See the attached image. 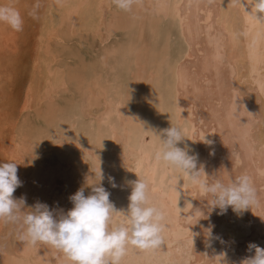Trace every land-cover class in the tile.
<instances>
[{"label": "bare ground", "instance_id": "6f19581e", "mask_svg": "<svg viewBox=\"0 0 264 264\" xmlns=\"http://www.w3.org/2000/svg\"><path fill=\"white\" fill-rule=\"evenodd\" d=\"M46 2V12L41 14L43 29L39 33V52L37 51L39 65L36 64L42 72L40 71V77L34 74L30 88L31 96H34L36 101L35 107L38 108L46 102H48V106L52 107L54 101L58 100L55 99L56 95L67 86V71L61 72L63 70L60 71V67L55 69L53 67L55 60L52 56L54 52L51 50V42L59 32V28L63 29L64 25L71 23L73 31L72 29L70 31L72 33L93 34L101 40L106 38L105 34L108 35V32L103 35V28L108 31L109 29L113 31L119 29L120 32V29L122 31L135 29L136 39H130L133 41L128 45L126 51L122 52V54L125 52L126 56L129 54L134 63L133 82L129 86V90L131 87L133 91H136V106L134 105L136 109L133 108L135 115H129L128 106L130 105H128L127 98H125L126 102L120 98L119 108H117V104L115 105L118 112L113 110V100L111 101L113 98L110 99L107 92L100 89L102 86L100 87L98 82L96 84L100 88L87 87L84 97L87 115H94L102 120L106 116L109 117L111 113L115 114L112 111L120 114L121 125L125 130L123 131L124 135L121 136L117 134L119 132H114L117 134L115 143L120 147L129 143V128L133 129L135 121H143L146 111L154 102V84L158 83L162 65L167 61L170 49V36L162 50L157 48V39L162 20L171 17L178 21V35L180 34L187 46L183 61H177L175 66L169 68V70L171 69L169 74L172 75L170 80L173 83L171 91L173 116L178 124L186 123V137H184L186 140L181 147L184 148L187 144L190 149L189 154L197 156V170L203 166L208 176L219 173L224 183H229L241 174L249 175L257 190L260 203L252 210L249 209L242 214L235 213L231 207L222 215L219 214L218 208L209 213L206 197L199 187L174 167L156 159V153L161 145L157 135L158 126L154 138L152 140L146 138L140 150L131 148L126 155H118L114 152L116 159L107 161L113 172L98 168L96 163V168L91 166V162L89 163L88 160L90 158L87 156H99H96L94 150H85L78 142L63 140L64 142L57 144L54 149L44 151V154L32 164L24 159L27 154L23 157L22 151L18 150L21 147L14 146L16 149L13 147V152H11L12 162L17 164V160H20L21 165L17 164V175L22 181V186L19 187V190L17 189L18 192L15 191L13 194L14 198L23 197L26 200V208H31L40 202L47 204L50 209L63 210L66 213L73 207L69 197L81 187L85 188L86 196L90 194L91 186L99 183V174L102 171L101 185L110 193V201L114 203L117 210L126 211L131 189L125 188V186H130L127 181L125 183L124 180L117 177V173L122 168L131 174L136 173V178L132 177L133 181L138 180L139 177L148 184L151 204L161 209L165 215L162 222L164 224L163 245L149 251H142L129 245L122 264H222L224 259L228 264H238L242 258L250 254L247 251L249 243H256L264 248V24L255 18L254 10L251 14L253 0H137L132 10L127 11V14H114L111 18L109 17L111 16L109 15L111 14L110 0H46ZM91 7L95 8L97 12L89 13L87 10L90 9L87 8ZM54 12L58 13L57 18L53 19L52 16H47L50 13L53 15ZM87 14H89L88 20L84 19ZM149 32L152 36L151 41L147 35ZM64 36L62 37L64 38ZM64 40L67 39L64 38ZM60 46L62 47V45ZM174 46L177 45L174 44ZM114 55L111 57L113 58ZM174 62L176 63V61ZM113 66L115 67V64ZM78 74L79 72L75 75ZM69 76L74 75L70 74ZM78 77L80 76L78 75ZM72 80L69 82H73ZM164 81L166 80L164 79ZM113 83L115 84V82ZM121 86L119 87L121 88ZM104 87H109V85ZM133 91L131 90V92ZM126 93L127 97H131L128 91ZM161 93L163 96V92ZM157 96L161 99L160 94ZM130 97L128 99H131ZM162 109L161 102V109L155 114L154 120H159ZM57 110L59 109L57 108ZM51 111L53 112L50 109L49 112ZM166 113L168 112L166 111ZM57 117L59 116L57 115ZM139 122L137 123L140 125ZM144 125L145 123L142 126ZM136 129L138 130L137 127ZM136 129L135 132H137ZM61 133L63 134V131ZM133 141L137 142L138 140ZM206 141L211 143H206ZM98 145L101 146V144ZM122 147L124 148V146ZM52 155L54 156L53 160L52 158H50L51 160L46 159ZM103 164L100 165L105 166ZM109 170L111 169L109 168ZM106 177L114 178L117 185L114 188V192H116L114 196L110 190L113 187L108 188V184H106L109 181V178L107 181ZM204 179L207 180L208 177L205 176ZM116 219L122 220L123 223L126 220L122 214L115 216L114 220ZM11 225L13 226L10 229L11 239L9 242H7L8 240L4 241L7 242V245L5 243L3 246L0 245V264H17L18 261H28L29 264H67L63 253L51 245L31 246L20 241L17 235L18 227L14 224ZM209 228H211V238L206 235V230ZM213 258L215 260H212Z\"/></svg>", "mask_w": 264, "mask_h": 264}, {"label": "rangeland", "instance_id": "374dc122", "mask_svg": "<svg viewBox=\"0 0 264 264\" xmlns=\"http://www.w3.org/2000/svg\"><path fill=\"white\" fill-rule=\"evenodd\" d=\"M110 3H111V12H110L111 14H109V15H111V16H109L110 18L114 14L115 15L116 14L117 15L118 14L125 15L128 13L127 11H123V10L119 9L115 5L113 0H110ZM46 5H47L46 0H0V6L14 7L20 13L22 20H23V26H22L21 31H15L6 23L0 22V163L12 162V153L11 152H13L12 150H13L14 146L18 145L19 147H21V148H19V149L17 148V149L19 151H22L21 153L23 154V157H24V155L27 154L26 155L27 157L25 156L24 159L28 163L32 164V163H35L37 161L36 159H38L42 154H44V151H46V152L50 151V150L54 149V147L57 144L63 143L64 141L68 140V141L78 142L85 150L91 149V150H94V152L96 151L95 152L96 156H99V157H94V156H90V155L87 156L88 158H90L88 160H89V163L90 162L92 163V164L90 163L91 166L93 165V167L96 168V165H98L97 167L98 168L100 167V169L101 168L107 169L109 172H113L112 167L110 165H108L107 161L115 160L116 154H118V155L128 154L130 152L131 148L135 149V150H140L142 148L143 142L145 141L146 138H148L150 140H152L154 138L157 126L159 127L158 134L160 133L161 130L169 128L171 125L177 126L181 129L184 127L185 129L183 128V133L185 132L184 137H186V123L184 125L178 124L177 121L175 120L174 116H173V108H172V100H171L172 99L171 91H172V84L173 83H172V80H170L172 75L169 74L171 72L170 71L171 69L169 70V68H172L178 62L183 61L187 46H186V43L184 42V40L181 38L180 34L178 35V33H179V25L177 23L178 21L174 20L171 17L166 18V20H165V18L162 20L161 27L159 30V36L157 39V46H158L157 48L159 50H162L163 47L165 46V44L168 42L167 41L168 36H170L169 37V48L170 49H169L168 59L162 65V68L160 71V77L158 79V83L154 84V87H155L154 96L156 95L155 97L153 96L154 102L153 101L152 102L154 103V105L152 103L149 110L147 109L148 111H146V113L149 111L151 113L149 112L148 113L149 115L147 114L149 117L145 113V117L143 119V121H145V122L141 121L143 124L145 123L144 126H142L143 124L139 121H137V122H139L140 125L136 121L134 122V123H136L135 126L132 123L135 128L134 127H133V129L129 128V135H128L129 136L128 137L129 143L125 144L126 147H125V145H121V147H120L115 143V142H117L115 135H117V134H119L120 136L124 135L123 131L125 130L123 125H121L122 118H120L121 117V116H119L120 114L117 113L118 109H116L115 105L117 104V108H119L118 103L120 101V98L123 101L125 100L124 102H126L125 98H127L128 105H130V106H128L129 115L130 116L135 115L134 110L136 109V107H135L136 106V91H133V89L131 87H130V89L133 92H131V90H129V86H131L132 82H133L134 63H133L132 57H130L129 54H127V56L125 55V52L122 54L123 51H126L128 45L133 40L136 39V33H135L136 30L135 29L134 30L128 29V30H124V31H122V29H120L121 30V32H120L119 29H117V30L115 29L114 31L109 29V31H108L106 28H103V31H104L103 35L105 34V32L106 33L108 32V35L105 34L104 37H106V38H103L101 40V38H99L96 35L94 36L93 34H87V33L79 34L80 32H78L77 34L76 33L74 34V32L72 33L73 26L70 25L71 23H67L68 26L64 25L63 29H62V27L59 28L61 31L58 29L59 32H57L56 36H54L52 38V42H51V50H53L52 52H54L52 54V56L54 57V60H55L53 67H54V69L56 67H60V71L63 70L61 72L67 71L66 72V74H67L66 75L67 76L66 77L67 86L65 88H63V90H60L59 91L60 93H58L56 95L55 99H58V100L54 101V104L52 107L48 106V102H46L47 104L45 103L41 106H38V108L35 107L36 101L34 100V96H31V91H30L31 89L30 88H31V83H32L31 81L34 77V74H37V76L40 77L39 74L42 72L41 68H37L36 64L39 65L38 58H37V55L39 52V45L38 44H40V40H39L40 34L39 33H41L42 29H43L41 14L43 12L44 13L46 12ZM87 9H90V10H87V11H89V13L92 12L94 14L97 12V10L93 7L87 8ZM55 13L56 12H54L53 15H51V13H50L47 16H50V17L52 16L53 19H55V18H57L56 16L58 14V13H56V14ZM88 16H89V14H87L84 17V19L86 18V20H88ZM86 20H84V21H86ZM49 21H51V20H49ZM67 29H68V31H66ZM71 29H72V31H70ZM63 30H65L66 34H65V32H63ZM166 31L168 34L166 33ZM165 34L167 35V37ZM147 35H148V39L151 41L152 40L151 33L149 32ZM60 36H61V38H60ZM62 36H64V38L67 40H64V38ZM123 37H124V39H123ZM70 38H72L73 41L70 40ZM78 39H79L80 43H79ZM120 39H121V41H120ZM130 39H133V40H130ZM181 40H183V41L180 42ZM83 41H84V43H83ZM103 42H105V43H103ZM120 42H123V43H120ZM59 44L62 45V47ZM174 44L177 46H174ZM181 44H183V45H181ZM53 45H55V46H53ZM178 45H180L182 47H180ZM57 46H59V47H57ZM111 46L113 49L111 48ZM124 46H126V47H124ZM55 48H57L58 50H56ZM109 48H111V49H109ZM104 51L106 52V54ZM59 53L61 54V56ZM107 53H110V54H107ZM113 54H115V55L112 58L111 56H113ZM122 55H123V57H122ZM103 58H104V60H103ZM119 58L121 59V61ZM181 58H182V60H181ZM108 60H109V62L111 61V64H109ZM174 61H176V63ZM113 63L115 64V67L113 66L114 65ZM108 65L110 67L112 65V68H110ZM118 67H119V69L120 68L121 69L119 70ZM113 70H115V71L113 72ZM122 70H124V71H122ZM125 70H126V72H125ZM77 72H79L78 75L80 77H78V75H75V74H77ZM97 72H99V73L97 74ZM116 72H119V73L117 74ZM121 73H123V74H121ZM58 74H60V73H58ZM70 74L74 75V76H69ZM97 75H98V80H97ZM108 75H110L111 77ZM126 75H129V76H126ZM72 78H73V80H72ZM162 78H163V81H161ZM164 79L166 81H164ZM71 80L73 82H69ZM75 80H76V82H74ZM109 80H110V82H109ZM117 80H119V81H117ZM126 80H127V82H126ZM77 81H78V83H77ZM97 82H98V84L100 83V87L102 86L101 88L99 87L98 84H96ZM113 82H115V84ZM162 82H163V84H162ZM126 83L130 84V85H127ZM102 84H104V85H102ZM117 84L119 86L122 85L121 88ZM105 85L106 86L109 85V87L105 88L104 87ZM110 85H111V87H110ZM89 86H91L94 89L100 88V89L105 90L107 92L109 98L110 99L113 98V99H111V101L112 100L115 101V102L112 101V103L114 105L113 110H116L117 112L112 111L115 114L111 113L109 115V117L106 116L107 118L104 117L102 120H100L97 117H94V115H92V116L87 115V113L85 111L86 108L84 106V103H85L84 97H85V91H86L87 87H89ZM161 88H163L165 91ZM156 89H157V93H156ZM125 90H127L128 93L131 94V97L130 96H128V97H130L131 99H134V100L128 99V97H127L128 94L126 93L127 91L125 92ZM161 90H163V91H161ZM66 92H68V93H66ZM115 92H116V94H115ZM161 92H163V96H162ZM164 92L166 93V95ZM158 93L160 94L161 99L158 98V96H157V95H159ZM58 96L60 99L58 98ZM30 97H33V98L31 99ZM81 97H83L82 98L83 100L81 99ZM163 98H165V99L163 100ZM167 101H168V104H167ZM132 102H134V103L132 104ZM161 102L163 105V109L161 110L159 120L157 121V120H154V118L156 116L155 114L158 113L159 110L161 109ZM63 103H65V104H63ZM75 103H76V105H75ZM166 104L168 105V108H167ZM78 106H79V108H78ZM134 107H135V109H133ZM155 107H158V108H155ZM57 108L59 110H57ZM43 109H46V110H43ZM50 109L53 110V112L51 111L53 114L51 112H49ZM79 109L81 110L80 112H79ZM63 111H65L67 113H65ZM166 111L168 113H166ZM54 113H55V116H53ZM84 113H85V115H84ZM81 114H82V116H81ZM51 115L54 118L50 117ZM57 115L59 117H57ZM50 118H51V120H50ZM66 118H67V121H65ZM82 119H83V121H82ZM118 119H120V120H118ZM161 121H162V123H161ZM64 124H66V125H64ZM116 124H118V125H116ZM137 124H138V126H137ZM47 126H49V127H47ZM50 126H51V128H50ZM74 126H76V127H74ZM130 126H132V125H130ZM145 126H146V129H145ZM151 126L153 127V129H150V128H152ZM118 127H120V128L118 129ZM136 127L138 128V130L136 129ZM135 129L137 132H135ZM152 130H153V132H151ZM62 131H63V134L61 133ZM98 131H99V133H98ZM114 132L115 133L119 132V133L115 134ZM18 133L20 134L19 136L17 135ZM82 134H83V136H82ZM142 134L144 137L142 136ZM35 136H36V138H35ZM44 136H45V138H44ZM113 136H114L115 140L113 139ZM133 136L136 137L135 139H137L138 141L140 140V141L134 142L133 140H135V139H133L134 138ZM137 136H138V138H137ZM22 137H23V140L24 139H26V140L23 141ZM101 137H103V139H101ZM130 138H131V140L133 139L132 142H131ZM17 139H18V142H17ZM58 139H59V141H58ZM26 141H27V143H24ZM133 142H134V144H133ZM35 143L38 145H36ZM27 144H30V145L27 146ZM94 144H95V146H93ZM98 144H101V146ZM182 145H183V143L179 144L178 146L181 147ZM45 146H46V148H45ZM122 146H124V148ZM116 147H117V149H116ZM135 147L136 148L138 147V148L136 149ZM9 149H10V151H9ZM14 149H16V148L14 147ZM30 150H32V151H30ZM40 151H41V153H40ZM9 153H11V154L9 155ZM113 153H114V156H113ZM105 157H106V159H105ZM33 158H34V160H33ZM50 158H52V160H53L54 156L52 155L51 157H47L46 159L51 160ZM17 162H18L17 164L21 165V162L19 159L17 160ZM97 162H98V164H97ZM100 162L102 164L104 163L103 165H105L107 167L100 165L101 164ZM95 163H96V165H95ZM109 168L111 170H109ZM126 171L127 170L121 168L119 170L120 173L119 172L117 173L118 174L117 177L121 178V180H124V182L125 181L129 182L130 179H131V181H133L134 180L133 178H136V173L131 174L128 171L126 173ZM123 174L126 176L124 177ZM108 178L109 177H106L107 181H108ZM128 178H130V179L128 180ZM127 182H125V183H127ZM106 184H108L107 185L108 188H110V187L112 188L111 184L109 185V181ZM129 187L130 186H125V188H127V190L131 189V187L130 188ZM17 189L19 190V188H17ZM17 189H16V192H18ZM112 189H110V190H111L112 195L114 196V193H116V192H114L115 191L114 188H112ZM124 190H126V189H124ZM120 193H121V191H120ZM113 199L114 198L112 197V200ZM114 221H115L114 222L115 226L116 225L119 226L120 223H123L122 220H120V219H116ZM116 221L118 222V224ZM2 224H3V226H2ZM12 227L13 226L11 225V223L0 222V239H1L0 243H2L0 245L3 246L4 243L6 244L7 242H9V240L11 239L10 236L12 234L10 229ZM4 241H7V242H4ZM24 263L29 264L28 261H18L17 262V264H24Z\"/></svg>", "mask_w": 264, "mask_h": 264}, {"label": "clouds", "instance_id": "9594fccd", "mask_svg": "<svg viewBox=\"0 0 264 264\" xmlns=\"http://www.w3.org/2000/svg\"><path fill=\"white\" fill-rule=\"evenodd\" d=\"M113 2L119 9L131 11L137 0ZM251 6V14L254 10L255 18L264 24V0H253ZM0 22L15 31L22 30V17L14 7L0 6ZM157 135L161 145L156 159L174 167L199 187L206 197L209 213L218 208L222 215L231 207L235 213L242 214L259 205V196L249 175L241 174L224 183L219 173L208 176L203 166L197 170V156L189 154L187 144L184 148L178 146L186 140L183 129L171 125ZM17 171L14 162L0 163V222L16 225L18 239L26 245H51L63 253L67 264H122L129 245L149 251L164 243V212L151 204L148 184L139 177L128 182L131 194L126 211L117 210L110 201V193L101 185L103 173L100 171L99 183L91 186V193L86 196L85 188L81 187L69 197L73 207L65 213L40 202L26 208L23 197L14 198V192L22 186ZM109 183L117 187L114 178L109 177ZM120 214L126 220L115 226L114 217ZM206 235L211 238V228L206 230ZM247 251L250 254L238 264H264V248L249 243ZM222 264L228 262L224 259Z\"/></svg>", "mask_w": 264, "mask_h": 264}]
</instances>
